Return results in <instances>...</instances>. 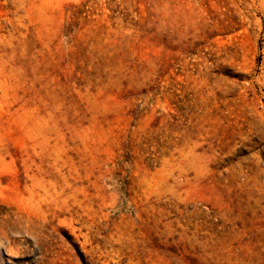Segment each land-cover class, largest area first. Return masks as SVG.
Instances as JSON below:
<instances>
[{
    "label": "rangeland",
    "instance_id": "rangeland-1",
    "mask_svg": "<svg viewBox=\"0 0 264 264\" xmlns=\"http://www.w3.org/2000/svg\"><path fill=\"white\" fill-rule=\"evenodd\" d=\"M0 203V264H264V0H0Z\"/></svg>",
    "mask_w": 264,
    "mask_h": 264
},
{
    "label": "trees",
    "instance_id": "trees-1",
    "mask_svg": "<svg viewBox=\"0 0 264 264\" xmlns=\"http://www.w3.org/2000/svg\"><path fill=\"white\" fill-rule=\"evenodd\" d=\"M5 209V210H3ZM3 213H8L9 216L13 217L14 216V211L13 209H11L9 206H7L6 204H2L0 203V214ZM0 218H3L2 216Z\"/></svg>",
    "mask_w": 264,
    "mask_h": 264
}]
</instances>
